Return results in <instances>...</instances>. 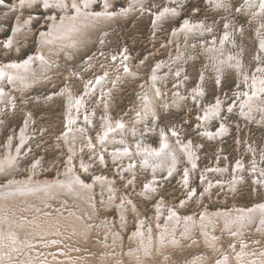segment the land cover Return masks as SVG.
<instances>
[{
  "label": "rangeland",
  "instance_id": "obj_1",
  "mask_svg": "<svg viewBox=\"0 0 264 264\" xmlns=\"http://www.w3.org/2000/svg\"><path fill=\"white\" fill-rule=\"evenodd\" d=\"M3 1L6 5L0 4V67L6 62L23 59L39 50L40 35L44 29L51 30L48 18L55 12L53 9H44L43 5H31V0L27 3L21 0L25 3L19 8L13 7L15 0ZM248 3V0H223L220 3L216 0H138L135 4V1L133 3L130 0H114L113 8L116 11L122 7L131 8L132 11L91 29L77 50L70 47L65 53L62 51L54 54L48 76L35 82L33 86L18 91L12 88L11 83H5L7 94L0 95L1 154L7 152L4 148L8 146L7 143L13 135L14 153L16 152L21 144L17 136L24 130L25 142L17 153V175L29 174V168L38 161L41 167L40 176L56 177L68 165L67 161L73 154L78 162V171L85 180L91 182L99 174L115 176L118 196L130 200L132 204L136 203L129 205L131 210L127 211L128 228L122 230L120 225L112 227L114 233L121 228L120 231L126 239L123 247L127 250L131 245L130 231L132 233L137 227L138 214L145 216L143 218L146 224L155 225L159 217L156 205L160 202L165 203L166 210L168 206L169 209L175 207L184 215L191 212L199 214L202 208L215 210L220 206L248 207L263 201L264 108L246 109L243 106L245 95L241 97L239 93L241 89H249V81L250 84L255 83V80L259 82V75L264 73V46L260 39L264 35V12L261 9L254 11ZM168 4L170 8L174 6L178 12L173 9L166 10ZM104 5V0H96L94 6L99 10ZM164 11L166 14H161ZM57 13L58 16L61 15L60 11ZM158 14L160 15L157 16ZM29 18L31 27L26 25L24 31H20L15 44L9 42L14 35L15 24L20 20L27 22ZM186 18L202 24L205 28H198L197 31L185 30L182 23ZM228 32L230 39L224 36ZM215 39L219 41L220 47L228 43V50L238 54L242 70L249 77L241 79L238 69L229 64L220 69L215 62V55L207 52ZM68 51L72 54H68ZM157 63H163L164 67L156 70ZM154 71L158 72V79H154ZM153 82L163 89L161 96L153 99L157 109L151 113L149 110L146 112L145 108L146 96H155L156 87ZM260 84L259 86H263L261 81ZM89 86H92V90ZM67 88L72 89L75 95L82 96L83 108L78 111L80 119L72 123V128L79 129V138H75L69 129L71 124L68 121L69 111L66 105ZM261 96L263 101L260 103L264 105V91ZM217 98H222L223 104L219 110L212 111L210 105L217 104ZM245 110L250 114L244 113ZM203 111L208 113L206 117L203 116L206 115ZM86 114L89 117L91 115V121L84 119ZM106 117L113 121L126 122L127 126L122 132L118 131L119 137L122 136L127 141L130 139L132 146H136L138 142L158 146L165 131L167 138L180 150V161H177L173 169L176 172H158L160 178L158 177L156 186L148 190L146 186L153 179L152 171L137 164L133 167L135 170L129 168L128 159L115 158L111 152L113 147L107 145L108 150L103 145L106 142L99 139L104 134L103 121L105 122ZM66 134L72 136L66 137ZM140 136H143V140ZM185 144H189L193 153L197 154L198 159L194 166L183 148L181 149ZM72 149H76V152H72ZM137 156L140 159V155ZM82 160H86L84 163L91 161L88 169L80 165ZM131 160L135 163L133 157ZM6 177L3 174L1 181L5 182ZM96 197L99 217L92 219L90 223L91 230H96H92L91 237L72 236V243L66 245L68 248L65 247L68 253L76 257V261L100 259L108 250L116 252L114 233L111 238L110 235L100 232V229L98 231L97 227L101 223L100 219H106L107 216L115 221L119 219V212L116 208H108L100 193H96ZM254 229L256 228L249 231L245 240L249 244H256V249L263 248L264 233H257ZM53 239L62 240L61 237ZM222 239L227 249L235 245L232 238ZM49 240L46 239V243L51 242ZM36 246L39 258L49 257L52 260L55 254L63 255L60 249L52 250L53 254L46 253L47 245L44 247L42 242ZM204 251L205 246L185 252L174 251L173 255L178 264H185V261L189 262L197 253L202 254ZM211 258L209 264L214 260L213 256Z\"/></svg>",
  "mask_w": 264,
  "mask_h": 264
},
{
  "label": "bare ground",
  "instance_id": "obj_2",
  "mask_svg": "<svg viewBox=\"0 0 264 264\" xmlns=\"http://www.w3.org/2000/svg\"><path fill=\"white\" fill-rule=\"evenodd\" d=\"M25 1L27 3V1L29 0ZM25 1L23 2L21 0H15V6H12L15 8L23 7ZM31 1L32 2L29 3L31 5L32 3H36L40 6L43 5L44 9H53L55 11L54 15H49L50 17L48 18L49 22H51V30L48 31L44 29L42 31L39 39V43L41 44V46L38 51L28 54L23 59H13L9 62L4 63L0 67V95L3 96L7 94L8 90H6L5 83H11L13 86L12 88L18 90L28 88L35 82L43 80L44 77L48 76V71L51 68L54 54L62 51H64L65 53L70 47L77 50L80 44L85 41L91 29L104 25V23L110 19L123 17L124 14H127V12L130 13V11H132L131 8L126 7H122L116 11L113 8L114 0H104L105 5L103 6V9L99 10L94 6L96 4V0ZM130 1L133 3L135 1L136 4V1L138 0ZM221 1L223 2V0H216L217 3H220ZM248 1V4L255 9L254 11H256L257 9H261L264 12V0ZM0 4L6 5L3 0L2 2H0ZM170 7L171 6L168 4L166 10L173 9L177 11L174 6L173 8ZM56 10L60 11L61 15L58 16ZM164 13L165 11L161 14ZM159 15L160 14H158L157 16ZM26 25L31 27L30 18L27 22H23L22 20L18 21L17 24H15L16 27L14 35L9 40V42L15 44L17 42V35L20 33V31H24L23 28ZM182 25L185 30L195 29L197 31L198 28H205L204 26H202V24L191 22L187 18L182 23ZM229 35L230 33L228 32L224 36L225 38L230 39ZM260 39H262L261 42L264 46V35L261 36ZM208 48L209 49L207 52L209 54L211 53L215 55V62H217V64L220 66V69L224 66H228L229 64L230 66L238 69V71L242 75L241 79L250 76L248 74H244V70H242L243 68L240 62V57L237 53L235 54L234 52H230L228 50V43L220 47L219 41L215 39V43H211ZM68 54L72 53L68 51ZM155 66L156 70L158 68L160 70L161 67H164V64L157 63V65ZM261 67H263V65H261ZM104 75L107 76L106 74ZM260 76V81L262 82L263 86H259L261 85L260 81L258 82L257 80H255L256 82L253 84H250L249 81L247 83L249 89H246L247 91L241 89L239 92L241 94V97L242 95H245L243 99H246L243 101V106L246 107V109L253 107L264 108V105L260 103V101H263V96H261V94L264 91V73L262 75H259V77ZM101 77H98V79H100ZM153 77L154 79H158L160 77L157 71H154ZM153 84L156 87V91L154 93L155 96H153V98L146 96L145 108L146 112H148L149 110L151 113H154L157 109V106L153 102V99L157 96H161L163 89H161L158 83L156 84L155 82H153ZM89 89L92 90V86H89ZM65 91L67 101L66 105L69 111L68 121L69 124H71L69 125V129L70 131H72L71 133L73 136H75V138H79L78 136H81V134L77 132V130L79 129L76 130V127L72 128V123L80 119L81 115L78 111L80 109L82 110L83 108V102L81 99L82 96L80 97L79 95H75L72 89L69 88H67ZM12 97L13 95L10 96V98ZM216 102L217 104L210 105V109L212 111L219 110L220 106L223 104L222 98L218 99V101ZM232 106L235 107L234 104ZM245 112L246 110L244 111V113ZM204 113L206 115L203 116L206 117L208 113ZM246 113L250 114L249 112ZM90 117L88 114H86L84 119L86 118L88 121H91ZM138 118H140V116ZM156 119L157 118L155 117L154 120ZM115 121H113L111 118L105 119V122L103 121L105 125L103 130L104 134L101 137L98 135L99 139L101 138V141L103 140V142H106H102L104 146L108 147L110 145L111 147H113V150H111V152L113 153L115 158L123 157V159H128L129 162L127 164H129V168L135 170V168L133 167L135 166V164H137L139 166L145 167L146 170L148 169V171H152L153 179L149 181L146 186L148 190H151L152 187L156 186V181L159 177L158 172L164 173V171H168V173L170 174L173 172V169L176 166L175 164L177 163V161H180L181 157L179 147L175 144H172L173 141H170L169 138H167L165 131L163 134V139L161 143L158 144V146H154L145 142H138L136 143V146H132V143L129 142L130 139L127 141L125 138H122L121 135V137H119L118 131L122 132V130L127 126L126 122L124 120H118L116 122ZM209 122L211 121H208V123ZM202 125L204 124L202 123ZM225 126L226 125H224V127ZM81 127L83 128L82 124ZM69 129L67 128L68 131ZM19 134L20 135L19 137L17 136V139L20 140L21 144L19 148H17L15 153V145H13L15 135L10 138L9 142L7 143L8 146L6 145L7 147H3L7 152L5 154H1L2 150H0V264H178V261H176V258L173 255L174 251L185 252L188 249L193 250L194 248L204 246L205 251L202 254L197 253L193 258L190 259L189 262L185 261V264H209L210 259L212 261L211 256L214 257V260L211 264H264V247L256 249V244H249L248 240H245L249 231H252L253 228H256L254 230H256L257 233H264V200L261 202H255L253 205L248 207H236V205L234 208H224L220 206L215 210L202 208L199 214L191 212L184 215L179 211L180 209L175 207H171L169 209L168 205V209L166 210L164 208L165 203L163 202V204L160 202L158 205H156L158 211L157 215H159V217L158 221H155L156 224H154L157 228L155 227V225L150 224L149 220L148 223L150 225L146 224L144 222L145 216H141L140 214H138L139 219L136 223L137 227L133 230L132 233L130 231L129 240L131 242V245L127 250V248L125 249L123 247L126 239L123 235V232L120 230L121 228L122 230L128 228L129 219L127 211H129L130 209L129 205L132 206L136 203L132 204V202H129L130 200L127 201L128 199H122V197L120 198V196H118V190L116 186L117 184L115 185V183L117 182L116 177H113V175L112 177H110L106 174H99L95 175L91 182L85 180L82 173L78 171V162L76 161V158L73 154H71L70 157L68 156V165L63 170L61 169V172L59 171L56 177L40 176L39 172L41 167H39L40 163L38 161L29 168V174H24L25 176L17 175L16 170L19 164V159L17 160V153H19L21 145L25 142L24 130H22V132ZM72 135L66 134L65 136L70 137ZM142 137L143 136H140V139ZM179 143L181 144V142ZM90 145H93V143ZM86 147H88V145ZM182 148L189 160L192 162V165H196V160L198 159H196L197 154L195 155V153H193L190 145H182L181 149ZM98 149H100V147ZM107 149L109 150V147ZM75 150L76 149H72V152H76ZM137 154L140 155V159H138ZM132 157L133 159H135V163H133V161L131 160ZM84 162L82 160L80 162V165L84 169H88L91 161L87 163ZM121 164H123L122 161ZM240 165L241 164H239V166ZM187 171L189 172L190 169H188ZM149 173L151 174V172ZM3 174H6L7 176V180L5 182L1 181V176ZM221 182L222 181H220V184H222ZM105 192L108 194H105ZM96 193H100L102 201L108 204V208H116L119 212L120 217H118L119 219L116 220L117 222L115 221V219H111L107 216L106 219H100L101 223L99 224V227H97L98 231L100 229V232L105 233V235L107 236L110 235L111 237L114 233L112 227H117L118 225L121 226V228H118L117 233H114L113 236V243L115 242L116 252H110L108 250L105 251L104 255L100 259H81V261H76L74 259L76 257L67 252L66 248L68 247H66V245L68 243H72V236L78 237L79 235L81 238H83L84 236L91 237L92 230H96V228L91 230L90 227L92 219L99 217V203L97 202ZM146 195L149 196L150 194L146 193ZM137 211L139 210L137 209ZM67 233H70L71 235L68 236ZM54 237H61L62 240L57 241L56 239H53ZM222 238H232L235 241V245L232 246L231 243V246H229V249H227L223 245ZM46 239L48 241H50L49 239H51V242L46 243ZM110 241H108L109 244H111ZM40 242H42L43 246L47 245V247L44 246L48 249L46 253L53 254L52 250L60 249V253H62L63 255L56 256L58 254H55L52 260L49 257H47V259L39 258L40 254H37L38 247L36 245H39ZM109 244H105L107 248ZM48 246L55 247L48 248ZM68 246L71 247L70 245Z\"/></svg>",
  "mask_w": 264,
  "mask_h": 264
},
{
  "label": "snow or ice",
  "instance_id": "obj_3",
  "mask_svg": "<svg viewBox=\"0 0 264 264\" xmlns=\"http://www.w3.org/2000/svg\"><path fill=\"white\" fill-rule=\"evenodd\" d=\"M0 2H2V0H0Z\"/></svg>",
  "mask_w": 264,
  "mask_h": 264
}]
</instances>
